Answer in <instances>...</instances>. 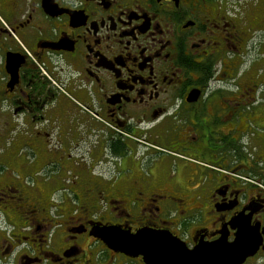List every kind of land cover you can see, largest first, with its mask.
Masks as SVG:
<instances>
[{"label":"flooded vegetation","instance_id":"flooded-vegetation-1","mask_svg":"<svg viewBox=\"0 0 264 264\" xmlns=\"http://www.w3.org/2000/svg\"><path fill=\"white\" fill-rule=\"evenodd\" d=\"M103 229L264 264V0H0V264H174Z\"/></svg>","mask_w":264,"mask_h":264},{"label":"water","instance_id":"water-1","mask_svg":"<svg viewBox=\"0 0 264 264\" xmlns=\"http://www.w3.org/2000/svg\"><path fill=\"white\" fill-rule=\"evenodd\" d=\"M102 239L108 247L122 251L127 254H147L150 252L158 254L176 255V259L170 262L174 264H241L245 257L253 251L252 245H246L238 239L233 244H221L219 242L201 246L192 252L188 251L189 258H183V254L173 248L167 238L151 236L146 231H140L135 235L118 233L112 229L102 230ZM152 247L157 250L151 251ZM184 260L181 263V260ZM164 261V260H162Z\"/></svg>","mask_w":264,"mask_h":264},{"label":"rangeland","instance_id":"rangeland-1","mask_svg":"<svg viewBox=\"0 0 264 264\" xmlns=\"http://www.w3.org/2000/svg\"><path fill=\"white\" fill-rule=\"evenodd\" d=\"M261 49V48H260Z\"/></svg>","mask_w":264,"mask_h":264}]
</instances>
